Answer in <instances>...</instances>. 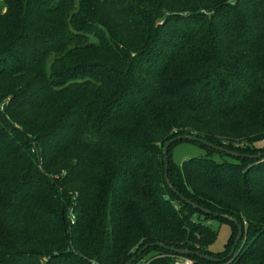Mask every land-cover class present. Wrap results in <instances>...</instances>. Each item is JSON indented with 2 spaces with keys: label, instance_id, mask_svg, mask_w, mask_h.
<instances>
[{
  "label": "trees",
  "instance_id": "obj_1",
  "mask_svg": "<svg viewBox=\"0 0 264 264\" xmlns=\"http://www.w3.org/2000/svg\"><path fill=\"white\" fill-rule=\"evenodd\" d=\"M2 4L0 264H264V0Z\"/></svg>",
  "mask_w": 264,
  "mask_h": 264
},
{
  "label": "rangeland",
  "instance_id": "obj_2",
  "mask_svg": "<svg viewBox=\"0 0 264 264\" xmlns=\"http://www.w3.org/2000/svg\"><path fill=\"white\" fill-rule=\"evenodd\" d=\"M4 10L5 8L3 7L2 0H0V12H4ZM263 144L264 140L255 143L256 146H262ZM205 152L206 151L202 146L182 141L172 147L170 157L173 163L180 164L186 158L192 156H203ZM213 158L219 159L216 154L213 155ZM259 158H261V154ZM211 223L216 229V238L210 244L209 249L212 251H221L231 234V226L226 222H219L215 220L211 221Z\"/></svg>",
  "mask_w": 264,
  "mask_h": 264
},
{
  "label": "water",
  "instance_id": "obj_3",
  "mask_svg": "<svg viewBox=\"0 0 264 264\" xmlns=\"http://www.w3.org/2000/svg\"><path fill=\"white\" fill-rule=\"evenodd\" d=\"M179 139H191V140H195V141H199V142H202L216 150H221V151H224L225 153L227 154H230V155H233V156H239L240 154L236 151H233V150H229V149H225L223 147H220L218 145H214L210 142H207L201 138H198L196 136H193V135H178L174 138H172L171 140L167 141L164 146H163V161H164V179H165V182L168 184V186L172 189L173 192H177L176 189L174 187H172V184L169 182V179H168V176H167V164H166V157H167V148L168 146L170 145L171 142L175 141V140H179ZM252 158H259L260 157V154H255V155H250ZM186 202H188L189 204H191L194 208H200L202 211L204 212H210V210L206 209V208H202V207H199L198 205H196L195 203L189 201L188 199L184 198L181 194H179ZM225 217H227L229 220H232L235 222V224L237 225V233H236V236L234 238V242H233V245L230 249V252L228 253V255L225 257V258H222V259H218V258H213L209 255H206V254H200L201 257L205 258V259H208L210 261H214V262H218V261H222L228 257H230L234 250H235V247L239 241V238L241 236V233H242V225L233 217H229V216H226L224 215ZM146 246H144L140 251L137 252V254H139L144 248H146ZM170 250L176 252V253H179V254H188L190 251L187 250V249H177V248H173V247H170L169 248ZM136 255L132 256L130 260H128L126 262V264H131L133 262V260L135 259Z\"/></svg>",
  "mask_w": 264,
  "mask_h": 264
},
{
  "label": "built area",
  "instance_id": "obj_4",
  "mask_svg": "<svg viewBox=\"0 0 264 264\" xmlns=\"http://www.w3.org/2000/svg\"><path fill=\"white\" fill-rule=\"evenodd\" d=\"M173 264H193V260L184 255H177Z\"/></svg>",
  "mask_w": 264,
  "mask_h": 264
}]
</instances>
